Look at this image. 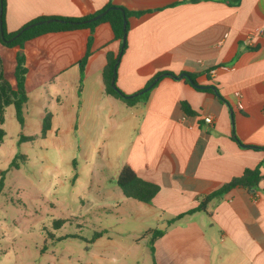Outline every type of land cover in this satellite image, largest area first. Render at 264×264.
Returning <instances> with one entry per match:
<instances>
[{
  "label": "crops",
  "instance_id": "0c3cea01",
  "mask_svg": "<svg viewBox=\"0 0 264 264\" xmlns=\"http://www.w3.org/2000/svg\"><path fill=\"white\" fill-rule=\"evenodd\" d=\"M109 2L147 11L129 18L127 50L117 66L120 90L133 95L158 72L168 71L196 74L198 85L214 86L217 93L166 77L146 100L128 106L105 89L107 54L117 56L121 47L109 24L94 32L46 34L31 40L40 42L36 52H29L31 41L23 49L28 103L19 141L23 134L37 137L31 143H78L83 161L92 164V188L106 202L151 218L146 234L164 225L166 233L153 251L150 246L152 264H264V150L243 147L234 138L264 147V0H7V31L40 16L80 17ZM252 32L256 35L247 43ZM91 37L82 72L79 61ZM8 49L0 46L3 60ZM11 50L17 56L19 49ZM182 102L196 115H186ZM47 114L51 128L41 137ZM208 116L212 123L205 122ZM109 143H117L116 149L129 144L111 159L100 155ZM125 164L159 185L151 204L127 198L116 184ZM258 165L263 179L257 190L232 189L206 211L167 225Z\"/></svg>",
  "mask_w": 264,
  "mask_h": 264
},
{
  "label": "rangeland",
  "instance_id": "374dc122",
  "mask_svg": "<svg viewBox=\"0 0 264 264\" xmlns=\"http://www.w3.org/2000/svg\"><path fill=\"white\" fill-rule=\"evenodd\" d=\"M38 43L29 42V52ZM15 57L13 50L5 51V73L13 84ZM5 117L0 264H152L146 232L153 220L106 202L92 188V164L83 161L78 143H21L13 106ZM116 144L104 146L100 155L116 159L129 143L117 149ZM15 159L17 167L11 165Z\"/></svg>",
  "mask_w": 264,
  "mask_h": 264
},
{
  "label": "trees",
  "instance_id": "16d2710c",
  "mask_svg": "<svg viewBox=\"0 0 264 264\" xmlns=\"http://www.w3.org/2000/svg\"><path fill=\"white\" fill-rule=\"evenodd\" d=\"M199 0H193L197 2ZM219 1V0H218ZM230 3L236 4L240 0H226ZM2 9V15H0V46L5 48H18L19 52L16 56V65L14 69V78L15 85H13L10 80L7 78L5 73L4 60L0 54V144L3 143L6 137V131L3 129L5 124L6 117V108L13 106L15 108V116L18 120L21 128L25 125V116L24 111L28 103V92L26 88V76L28 73L27 59L25 53L20 51L24 49L25 44L28 41H31L37 37L59 32H69L80 29H89L91 32H94L97 26L101 24H109L113 34L114 39L119 40L121 43L120 54L114 56L113 53L107 54V64L104 68L103 79L105 84L106 93L112 95L118 99H121L128 106H133L136 103L146 100L149 96L150 91L159 83V81L166 77H171L174 79H185L188 83L195 86L198 90L208 91L217 93V90L214 86H200L196 83L195 79L196 74L186 73L188 78L180 77L174 73L168 71L158 72L154 77H152L144 89L149 87L157 78L155 85L148 91L140 94L128 95L120 90L116 84L117 69L115 66H118V58L126 52L127 50V32L129 30V18L130 17H140L147 13V11H133L124 6L116 5L112 2H109L102 9L83 15L80 17H67V16H40L29 23L25 24L23 27L14 32H8L6 27V10H7V0H0V11ZM97 15H101L100 18L94 19ZM47 20H52L47 22ZM125 20L127 24L125 25ZM40 21H45L43 24H37ZM126 35V38H125ZM91 37L88 41V48L85 56L79 61L80 69L83 72L87 60L91 55V46H92ZM115 77V85L112 84V80ZM222 98V96H220ZM182 110L188 116H195L196 112L191 108L187 102H182ZM51 128V115L47 114L44 119L43 129L41 137H45L48 131ZM36 136H20V142H33L36 140ZM235 140L243 147L264 150V147L259 146H250L242 144L239 139L234 135ZM13 167H17L16 159L11 164ZM261 166L251 169H246L243 174L239 177L232 178L229 182L222 185L217 190L209 193L203 197L199 205L188 211L180 213L167 221L168 226H172L177 223L184 217L191 215L197 211H206L208 204L217 198H221L235 188H244L249 191L257 190L263 175L261 172ZM116 184L121 188L123 194L127 198L137 200L146 204H151L153 198L160 191L159 185L146 181L140 178L131 166L125 164L120 170L117 178ZM3 186V178L0 180V188ZM166 233V230L161 229H152L148 232L150 236V246L153 251L154 243Z\"/></svg>",
  "mask_w": 264,
  "mask_h": 264
},
{
  "label": "water",
  "instance_id": "95a60500",
  "mask_svg": "<svg viewBox=\"0 0 264 264\" xmlns=\"http://www.w3.org/2000/svg\"><path fill=\"white\" fill-rule=\"evenodd\" d=\"M0 15H2V9H1V11H0ZM101 17V15H97L94 19H97V18H100ZM52 20H47V22L49 23V22H51ZM127 20H125V25L127 24ZM43 23H45V21H40V22H38L37 24H43ZM0 24H2V21H0ZM125 38H126V35H125ZM21 53H23L24 51L23 50H21L20 51ZM119 60H120V57L118 58V63H119ZM115 69H117V65L115 66ZM180 77H185V78H188V76H187V74L186 73H182L181 75H180ZM158 80V78L149 86V87H147L146 89H144L143 91H141L140 92V94H142V93H144V92H146V91H148L149 89H151L154 85H155V83H156V81ZM112 84L113 85H115V77L113 78V80H112ZM136 94H138V93H136Z\"/></svg>",
  "mask_w": 264,
  "mask_h": 264
},
{
  "label": "built area",
  "instance_id": "2783aa9c",
  "mask_svg": "<svg viewBox=\"0 0 264 264\" xmlns=\"http://www.w3.org/2000/svg\"><path fill=\"white\" fill-rule=\"evenodd\" d=\"M255 35H256V32H254V33L252 32L249 35H247V43H252L253 38H254ZM239 106H240V108H242V105L241 104ZM205 122L206 123H212L213 122L212 117L211 116L206 117L205 118Z\"/></svg>",
  "mask_w": 264,
  "mask_h": 264
}]
</instances>
